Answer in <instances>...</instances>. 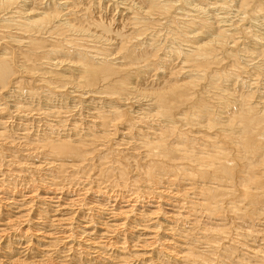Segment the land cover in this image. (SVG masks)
I'll return each mask as SVG.
<instances>
[{
    "label": "bare ground",
    "instance_id": "6f19581e",
    "mask_svg": "<svg viewBox=\"0 0 264 264\" xmlns=\"http://www.w3.org/2000/svg\"><path fill=\"white\" fill-rule=\"evenodd\" d=\"M0 264H264V0H0Z\"/></svg>",
    "mask_w": 264,
    "mask_h": 264
}]
</instances>
